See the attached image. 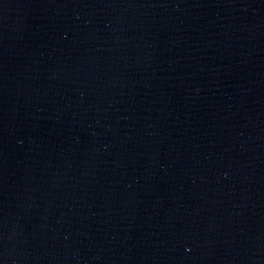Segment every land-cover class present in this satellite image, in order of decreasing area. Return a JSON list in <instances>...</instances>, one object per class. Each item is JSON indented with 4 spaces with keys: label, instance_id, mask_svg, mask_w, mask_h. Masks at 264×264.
Wrapping results in <instances>:
<instances>
[{
    "label": "water",
    "instance_id": "1",
    "mask_svg": "<svg viewBox=\"0 0 264 264\" xmlns=\"http://www.w3.org/2000/svg\"><path fill=\"white\" fill-rule=\"evenodd\" d=\"M0 264H264V0H0Z\"/></svg>",
    "mask_w": 264,
    "mask_h": 264
}]
</instances>
